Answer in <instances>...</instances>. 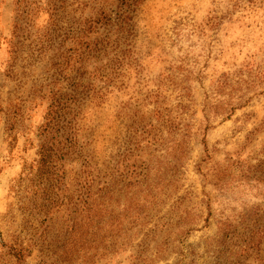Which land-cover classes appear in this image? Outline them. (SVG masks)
I'll return each instance as SVG.
<instances>
[{
    "label": "rangeland",
    "instance_id": "rangeland-1",
    "mask_svg": "<svg viewBox=\"0 0 264 264\" xmlns=\"http://www.w3.org/2000/svg\"><path fill=\"white\" fill-rule=\"evenodd\" d=\"M47 1L21 19L0 0V264H264V0H143L85 83L40 40ZM64 1L72 58L80 22L118 0ZM55 94L72 95L77 141L49 202L32 179ZM87 182L103 242L79 225Z\"/></svg>",
    "mask_w": 264,
    "mask_h": 264
},
{
    "label": "trees",
    "instance_id": "trees-1",
    "mask_svg": "<svg viewBox=\"0 0 264 264\" xmlns=\"http://www.w3.org/2000/svg\"><path fill=\"white\" fill-rule=\"evenodd\" d=\"M143 0H118L117 10L113 17L103 16L98 19H90L80 22L76 30L77 37L73 40L80 44L81 51L74 48V55L66 56L63 50V40L58 44L55 43L56 27L59 23V16L64 9V0H49L45 11L47 12L46 32L40 38L45 43L44 47H53L51 61L54 67L62 72L63 68L67 72L73 71L74 64L78 63V69L81 70V76L84 78L80 83H85L86 79H92L94 72L90 70L89 64L97 56L104 54L110 45L111 32H117L122 29H130L132 12L138 4ZM17 4L25 3L19 18H28L30 14L29 0H17ZM20 7V5H19ZM20 25L15 22V28ZM80 58L81 62L77 59ZM88 74V75H87ZM87 75V76H86ZM68 86L71 82L67 78ZM60 87V86H59ZM64 90V91H63ZM74 92V89H67L66 86L58 88L56 91L50 88L48 92ZM72 95L55 96L51 99V104L46 111L44 120L39 132L38 155L36 163V171L34 179H32L33 192H42L46 201L52 202L56 199L58 191L65 183V162L76 149L77 138L75 136L74 116L72 114ZM89 183V182H87ZM91 183L87 184L84 191L76 202V208L79 212V225H87L91 229L95 228L96 234L100 233V239L103 240V233L106 234V222L102 219L103 212L106 215V206L104 203L99 205L98 198L95 193L89 190ZM41 193V194H42ZM51 212V211H50ZM49 212V213H50ZM230 231V230H229ZM228 231V232H229ZM228 232H223V236L227 237ZM230 234V233H229ZM234 236V235H232ZM236 236V235H235ZM247 248H242L241 252H247L251 248L250 240H245ZM103 242V241H102ZM97 248L103 249L102 243H98ZM242 255V254H241ZM264 263V262H263Z\"/></svg>",
    "mask_w": 264,
    "mask_h": 264
}]
</instances>
